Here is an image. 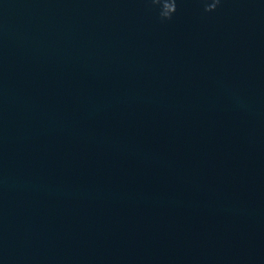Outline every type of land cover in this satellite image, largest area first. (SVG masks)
I'll return each instance as SVG.
<instances>
[{"label": "water", "instance_id": "obj_1", "mask_svg": "<svg viewBox=\"0 0 264 264\" xmlns=\"http://www.w3.org/2000/svg\"><path fill=\"white\" fill-rule=\"evenodd\" d=\"M204 8L0 0V264H264V0Z\"/></svg>", "mask_w": 264, "mask_h": 264}, {"label": "clouds", "instance_id": "obj_2", "mask_svg": "<svg viewBox=\"0 0 264 264\" xmlns=\"http://www.w3.org/2000/svg\"><path fill=\"white\" fill-rule=\"evenodd\" d=\"M151 4L159 9V16L161 19H171L172 15L176 12V0H150ZM205 4L204 11H215L220 0H202Z\"/></svg>", "mask_w": 264, "mask_h": 264}]
</instances>
